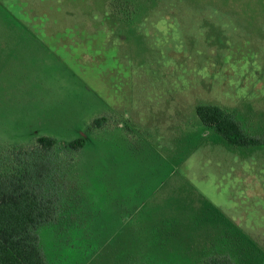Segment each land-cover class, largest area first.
Returning <instances> with one entry per match:
<instances>
[{
  "label": "rangeland",
  "instance_id": "374dc122",
  "mask_svg": "<svg viewBox=\"0 0 264 264\" xmlns=\"http://www.w3.org/2000/svg\"><path fill=\"white\" fill-rule=\"evenodd\" d=\"M0 9V188L50 209L35 229L46 264H264V0ZM12 18L55 55L11 61L7 46L36 43ZM199 105L263 145L231 146Z\"/></svg>",
  "mask_w": 264,
  "mask_h": 264
},
{
  "label": "trees",
  "instance_id": "16d2710c",
  "mask_svg": "<svg viewBox=\"0 0 264 264\" xmlns=\"http://www.w3.org/2000/svg\"><path fill=\"white\" fill-rule=\"evenodd\" d=\"M196 113L200 121L213 128L228 144L236 148L262 146L260 139L249 136L235 120L222 108L215 105H199ZM100 120L94 122L99 124ZM38 143L52 149L57 141L51 137H41ZM86 139L80 138L69 143L72 150H80ZM50 209L39 194L25 185H5L0 188V264H46L39 238L35 229L50 217ZM208 264H229L215 259Z\"/></svg>",
  "mask_w": 264,
  "mask_h": 264
},
{
  "label": "crops",
  "instance_id": "0c3cea01",
  "mask_svg": "<svg viewBox=\"0 0 264 264\" xmlns=\"http://www.w3.org/2000/svg\"><path fill=\"white\" fill-rule=\"evenodd\" d=\"M31 9L33 10L35 9L34 5H31ZM12 19L16 20L15 25L17 26L15 27V29L10 30L11 32L16 33L14 36H25L27 38L33 37L36 43L30 42L25 45L12 44V45L7 46L8 52L11 55V61L16 62V60H20V59L27 57L28 61L33 62L36 58L42 59L43 55H45L46 57H50V56L52 57L53 55H55V53L51 52L45 47L46 44L44 43L41 36L39 35L40 34L39 32H35L33 28L26 26V24L25 25L22 24V22L18 21L15 18H12ZM36 22H39V21H36ZM47 28H48V25H47ZM88 55H89L88 58L91 59V55L89 53ZM83 57H84V54H83Z\"/></svg>",
  "mask_w": 264,
  "mask_h": 264
}]
</instances>
